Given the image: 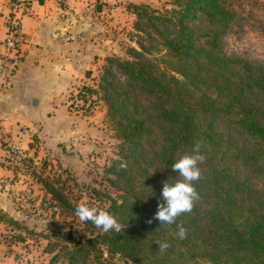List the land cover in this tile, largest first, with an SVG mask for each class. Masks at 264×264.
Returning <instances> with one entry per match:
<instances>
[{"label":"trees","instance_id":"obj_1","mask_svg":"<svg viewBox=\"0 0 264 264\" xmlns=\"http://www.w3.org/2000/svg\"><path fill=\"white\" fill-rule=\"evenodd\" d=\"M127 8L148 47H130L131 58L107 57L98 80L119 139L107 169L116 190L107 211L123 228L106 233L87 221L85 240L61 235L67 264H107L104 252L135 264H264V63L223 50L222 37L238 18L232 1L171 0L162 12L141 3ZM85 94L78 93L83 103ZM198 142L205 156L194 182L199 200L172 225L148 223L163 202L162 182L180 179L172 164ZM157 241L171 246L161 252Z\"/></svg>","mask_w":264,"mask_h":264},{"label":"rangeland","instance_id":"obj_2","mask_svg":"<svg viewBox=\"0 0 264 264\" xmlns=\"http://www.w3.org/2000/svg\"><path fill=\"white\" fill-rule=\"evenodd\" d=\"M231 1L238 18L222 37L223 50L264 63V0ZM170 2L144 0L136 4H145L162 12L170 8ZM124 12L122 10L120 15L111 18L116 20L110 25L113 32L107 45L109 56L131 58L130 47L141 51V45L148 47V42L135 30L134 14ZM154 55L161 60L163 52L156 51ZM101 69L99 73L98 67L89 71L100 76ZM83 84L80 89L90 92L93 97L89 96L83 103L80 99L74 100L77 93L69 92L67 99L72 102L69 110H80L82 114L74 117L59 115L56 137L49 131L40 135L41 128L38 131L31 129L32 124L22 122L18 116L15 130L0 131V259L9 258L17 264H67V256L60 250L64 243L61 235L70 234L83 241L92 232L86 222L79 220L76 207L87 203L107 211L108 195L116 194L110 186L111 174L107 169L117 158L119 139L107 118V106L98 85L87 90ZM66 124L68 128L75 127L66 130ZM42 179L57 187L70 205L58 202ZM103 259L107 264H135L106 252ZM87 264H96V261L91 258ZM197 264L212 263L197 259Z\"/></svg>","mask_w":264,"mask_h":264},{"label":"crops","instance_id":"obj_3","mask_svg":"<svg viewBox=\"0 0 264 264\" xmlns=\"http://www.w3.org/2000/svg\"><path fill=\"white\" fill-rule=\"evenodd\" d=\"M143 1L0 0V41L13 17L22 31L19 53L11 61L2 56L0 45V131L15 130L18 116L31 129L41 128L40 135L49 131L56 137L59 115H81L69 110V92L78 96L83 81L87 87L98 85L99 74L89 70L98 67L99 73L111 54L107 42L116 20L111 18L122 10L133 15L123 5Z\"/></svg>","mask_w":264,"mask_h":264},{"label":"clouds","instance_id":"obj_4","mask_svg":"<svg viewBox=\"0 0 264 264\" xmlns=\"http://www.w3.org/2000/svg\"><path fill=\"white\" fill-rule=\"evenodd\" d=\"M202 143L193 145L190 152L183 154L175 163L172 164V170L179 173L180 179L174 183L162 182L161 193L162 203H158L157 212L154 217L147 222L152 223V219L158 220L161 226L172 225L177 217L184 213L191 212L196 201L199 200V194L196 191L194 182L201 179V169L199 165L205 160L202 154ZM121 168L126 167L121 163ZM76 215L81 222L91 221L96 227L104 232L115 230L121 232L123 226L118 222L115 215L105 210H98L87 203H80L75 209ZM177 235L184 239L187 235V229L181 224L178 225ZM161 252L166 251L171 245L168 242H156Z\"/></svg>","mask_w":264,"mask_h":264},{"label":"built area","instance_id":"obj_5","mask_svg":"<svg viewBox=\"0 0 264 264\" xmlns=\"http://www.w3.org/2000/svg\"><path fill=\"white\" fill-rule=\"evenodd\" d=\"M21 36L22 31L20 21L18 18L13 17L8 22L6 36L0 41V45L3 49L2 56L7 61H11L13 56L18 55Z\"/></svg>","mask_w":264,"mask_h":264}]
</instances>
